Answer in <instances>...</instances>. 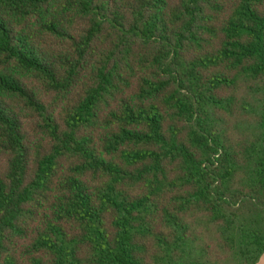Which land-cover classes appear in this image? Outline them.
<instances>
[{"label":"trees","instance_id":"obj_1","mask_svg":"<svg viewBox=\"0 0 264 264\" xmlns=\"http://www.w3.org/2000/svg\"><path fill=\"white\" fill-rule=\"evenodd\" d=\"M264 0H0V264H257Z\"/></svg>","mask_w":264,"mask_h":264},{"label":"crops","instance_id":"obj_2","mask_svg":"<svg viewBox=\"0 0 264 264\" xmlns=\"http://www.w3.org/2000/svg\"><path fill=\"white\" fill-rule=\"evenodd\" d=\"M262 256H264V255H262ZM261 256V258L259 259V261H258V263L257 264H264V257H262ZM261 261V262H260Z\"/></svg>","mask_w":264,"mask_h":264},{"label":"rangeland","instance_id":"obj_3","mask_svg":"<svg viewBox=\"0 0 264 264\" xmlns=\"http://www.w3.org/2000/svg\"><path fill=\"white\" fill-rule=\"evenodd\" d=\"M262 257H264V256H262ZM261 262V261H260Z\"/></svg>","mask_w":264,"mask_h":264}]
</instances>
